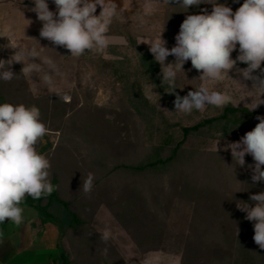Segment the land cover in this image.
Returning a JSON list of instances; mask_svg holds the SVG:
<instances>
[{
	"label": "rangeland",
	"instance_id": "obj_1",
	"mask_svg": "<svg viewBox=\"0 0 264 264\" xmlns=\"http://www.w3.org/2000/svg\"><path fill=\"white\" fill-rule=\"evenodd\" d=\"M47 2L49 9L55 12L52 0ZM3 3H6L5 7H2ZM113 3L117 6V15L107 34L108 47L102 53L88 52L77 58L72 57L66 48L55 46L40 36L42 22L35 12L30 11L34 7L33 0H0V28L4 27L8 5L28 6L23 9L28 10L35 26L32 34L22 39L20 46L35 52L25 62L39 67L26 75L27 84L16 78L10 82L1 81L0 92L5 98L0 99V103L39 108L41 120L48 128L41 145L51 143L43 153L51 163L50 179L57 173L63 197L75 199L79 205L86 204L81 209L92 216L91 226L98 233L105 229L111 232L108 241L111 251L114 248L125 264H180L181 254L175 251L186 244L183 237L190 229L187 223L190 210L181 205L183 186L176 178L177 174L144 182L145 185L136 183L134 187V181L116 175L107 178L104 169L95 167L103 162L112 166L117 162L131 161L135 155L148 152L153 144L171 136L174 143L183 141L186 149L231 154L230 149L225 150L227 145L239 141L256 124L251 122L228 137L215 129H203L184 138L183 127L213 117L222 108L209 105L203 111L194 110L191 114L177 112L175 94L168 93L166 85L162 86L160 69L152 65L155 60L148 42L163 32L166 47L171 49L176 44V33L172 32L176 23L167 16L177 5L159 0L154 14L144 15L146 0H113ZM218 3L229 6L227 0H218ZM100 11L97 6L96 14L99 15ZM11 12L14 13V9ZM238 54L237 46L232 58ZM174 60V56H169L166 63ZM246 67V64L237 63L224 81H201L198 79L201 73L189 60L183 66L184 72L178 73L176 87L181 91L190 86L193 90L206 87L228 92L233 97L231 104L252 110L259 99L258 90L252 88L253 81L244 80L236 70ZM138 84L149 103L157 112H162L168 122L176 124L175 127L167 128L158 113L152 114L149 109L141 118L134 117V109L127 110V101L122 100V88ZM30 94L35 100L29 98ZM261 110H264V104L252 111ZM246 170V164L235 168L237 174H245ZM89 173L94 177V187L89 195H85L81 185ZM238 185L239 182L235 191ZM23 207L24 213L37 212L33 207ZM37 221L31 220L30 226L40 230L44 225L34 226ZM68 244L69 241L59 232L58 252L61 248L70 250Z\"/></svg>",
	"mask_w": 264,
	"mask_h": 264
},
{
	"label": "clouds",
	"instance_id": "obj_2",
	"mask_svg": "<svg viewBox=\"0 0 264 264\" xmlns=\"http://www.w3.org/2000/svg\"><path fill=\"white\" fill-rule=\"evenodd\" d=\"M56 11L49 9L47 0H33L30 9L42 22L40 36L55 46L69 50L72 57H80L88 52L102 53L108 47L107 34L117 6L113 0H52ZM159 0H146L144 15H152ZM175 3L185 12L191 6L202 3L213 5L210 13L190 14L180 25L175 36L176 44L169 49L167 41L160 36L148 42L154 60L161 66L162 86H167L168 93L175 94L174 107L177 112L191 114L194 110L203 111L207 106L223 108L232 103L233 97L228 92L209 90L199 87L181 97L176 90L179 72L189 60L192 67L200 72L201 81H224L237 63L246 64L243 69H236L244 80L253 81L252 88L258 90L259 99L256 109L264 104V0H244L234 12L218 0H167L168 5ZM238 2V0H235ZM100 6L99 15L96 14ZM239 54L235 59L232 53ZM15 50L8 59H0V80L12 81L17 74L11 65L21 63V72L25 75L39 70L38 65L26 63L28 56L35 52L19 45H9ZM169 56H174L172 63H166ZM51 63V61H48ZM259 72V74H255ZM259 123L236 142L227 145L236 165H245V156L251 155L254 165H249L254 183L264 182V116H257ZM48 133L46 124L41 120L38 107L24 104L13 105L0 103V224L6 221L21 226L25 222L23 204L27 197L34 200L47 198L56 186L51 182L49 159L37 151L39 141ZM94 187L91 173L84 177L81 188L89 195ZM80 188V189H81ZM249 203L239 201L237 208L246 213L245 219L254 221V242L264 249V192L253 194ZM4 234L0 232V243ZM111 232L105 229L100 234L102 242L107 243ZM107 251V250H105Z\"/></svg>",
	"mask_w": 264,
	"mask_h": 264
},
{
	"label": "trees",
	"instance_id": "obj_3",
	"mask_svg": "<svg viewBox=\"0 0 264 264\" xmlns=\"http://www.w3.org/2000/svg\"><path fill=\"white\" fill-rule=\"evenodd\" d=\"M227 1L233 11L244 2ZM205 9L210 13L212 4L191 6L186 12L183 7L176 6L167 16V19L176 23L172 32L176 35L179 33L180 25L187 15L202 14ZM0 52L5 54L6 60L13 55L12 49L0 47ZM152 65L161 72L156 61H152ZM192 90V87L186 86L183 91L176 88L175 93L183 97ZM121 92L122 100L127 101V110L134 109V117L141 118L149 109L152 114L158 113L167 128L176 126L168 122L164 114L157 112L149 103L141 85L122 88ZM4 98L0 92V99ZM29 98L35 100L31 94ZM257 116H264V110L252 111L230 103L217 115L201 120L191 127H183V136L186 138L193 132L215 129L228 137L234 131H241L251 122L259 123ZM171 140L172 136L153 144L148 152L135 155L131 161L117 162L112 166L103 162L95 168L104 169L107 178L116 175L134 181V187L136 183L159 181L177 174L176 178L181 180L183 186L181 205L184 204L190 210L187 220L190 229L185 231L183 237L186 244L181 250L175 251L181 254L180 264H264V249L253 240L255 222L246 220V213L237 208L239 201L249 202L254 206L250 196L264 192V182L254 183L251 179L252 171L249 165H254L252 156H245V174H237L235 168L239 165L233 161L231 154L186 149L183 147V141L174 143ZM50 147L51 143L42 146L40 140L39 153L43 154ZM226 158H229L228 164ZM95 163L98 165V160ZM51 182L56 186V190L50 196L39 200L27 197L23 204L37 211L38 223L34 222V226L54 224L58 227L60 235L69 241L70 252L61 248L56 255L50 256V264H125L114 248V253L111 251L112 246L110 247L108 242L106 244L101 241L100 233L91 226L92 216L81 209L86 204L79 205L75 199L63 197L57 173L52 175ZM238 182L240 185L235 191ZM3 226L4 224H0V229ZM93 238L98 240L92 241Z\"/></svg>",
	"mask_w": 264,
	"mask_h": 264
},
{
	"label": "crops",
	"instance_id": "obj_4",
	"mask_svg": "<svg viewBox=\"0 0 264 264\" xmlns=\"http://www.w3.org/2000/svg\"><path fill=\"white\" fill-rule=\"evenodd\" d=\"M5 4L3 3L2 7H5ZM23 7L28 6L8 5L9 11L7 9L4 15L6 18L4 27L0 28V39H4V41L0 40L1 48L11 50L9 45L20 46L22 39L32 34L34 22L28 16V10ZM13 9L14 13L11 12ZM12 51L14 54L15 50ZM5 57V54L0 52V59L6 60ZM22 67L21 63H14L11 65V70L17 74L16 79L22 81V84H27L26 75L21 72ZM24 216L25 222L21 226L6 221L0 229L4 234L3 243H0V264H50V256L58 252L59 229L54 224L48 223L37 230L30 226V222L38 219V213L28 212L24 213Z\"/></svg>",
	"mask_w": 264,
	"mask_h": 264
},
{
	"label": "water",
	"instance_id": "obj_5",
	"mask_svg": "<svg viewBox=\"0 0 264 264\" xmlns=\"http://www.w3.org/2000/svg\"><path fill=\"white\" fill-rule=\"evenodd\" d=\"M39 143H40V141H39ZM39 143H38V145H37L38 148H39ZM38 148H37V150H38Z\"/></svg>",
	"mask_w": 264,
	"mask_h": 264
}]
</instances>
